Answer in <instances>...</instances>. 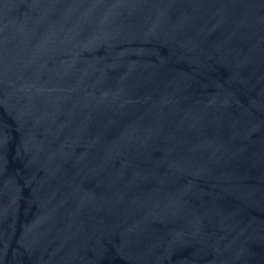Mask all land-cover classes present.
I'll list each match as a JSON object with an SVG mask.
<instances>
[{"label":"water","instance_id":"1","mask_svg":"<svg viewBox=\"0 0 264 264\" xmlns=\"http://www.w3.org/2000/svg\"><path fill=\"white\" fill-rule=\"evenodd\" d=\"M0 264H264V0H0Z\"/></svg>","mask_w":264,"mask_h":264}]
</instances>
